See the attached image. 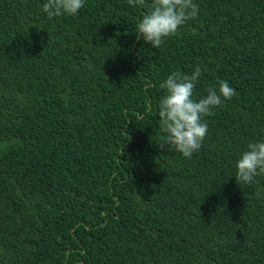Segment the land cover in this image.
<instances>
[{
	"label": "trees",
	"instance_id": "obj_1",
	"mask_svg": "<svg viewBox=\"0 0 264 264\" xmlns=\"http://www.w3.org/2000/svg\"><path fill=\"white\" fill-rule=\"evenodd\" d=\"M45 2L0 0V264H264V176L234 178L264 137V0H194L159 48L128 0ZM196 66L195 101L237 95L188 159L159 148L158 105Z\"/></svg>",
	"mask_w": 264,
	"mask_h": 264
},
{
	"label": "clouds",
	"instance_id": "obj_2",
	"mask_svg": "<svg viewBox=\"0 0 264 264\" xmlns=\"http://www.w3.org/2000/svg\"><path fill=\"white\" fill-rule=\"evenodd\" d=\"M130 6L147 8L148 11L136 24L137 35L153 48H159L166 39L175 36L181 26L195 19L199 6L194 0H128ZM84 7V0H46L42 11L49 19L75 17ZM202 75L200 66L191 74L174 71L167 76L161 88L166 90L159 101V128L163 133L160 149H174L191 159L202 147L208 133L205 117L224 101L237 95L225 80L209 87L207 95L195 101L193 92ZM236 182L249 185L257 176H264V137L249 141L246 150L235 163Z\"/></svg>",
	"mask_w": 264,
	"mask_h": 264
}]
</instances>
